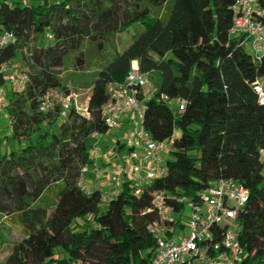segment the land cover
<instances>
[{
    "label": "trees",
    "instance_id": "trees-1",
    "mask_svg": "<svg viewBox=\"0 0 264 264\" xmlns=\"http://www.w3.org/2000/svg\"><path fill=\"white\" fill-rule=\"evenodd\" d=\"M236 1L1 0L0 33L12 31L16 41L0 47V67L20 55L17 68L29 79L8 93L17 146L0 152V214L23 237L0 264H150V225L162 223L147 211L154 193L196 198L222 177L250 190L238 216L240 264H264V104L256 90L257 80L264 87V56L230 34ZM134 60L154 80L150 97L139 95L143 125L156 140L173 141L172 157L139 194L130 179L115 196L102 187L88 193L79 180L96 162L93 134L112 130L102 115L108 85L123 82ZM72 88L92 89L88 114L74 100L66 117L61 103L41 109L48 93ZM165 95L186 99L185 109ZM124 146L118 141V152ZM170 202L181 215L185 203Z\"/></svg>",
    "mask_w": 264,
    "mask_h": 264
},
{
    "label": "built area",
    "instance_id": "built-area-1",
    "mask_svg": "<svg viewBox=\"0 0 264 264\" xmlns=\"http://www.w3.org/2000/svg\"><path fill=\"white\" fill-rule=\"evenodd\" d=\"M234 10V23L230 34L238 36L240 44L245 48L249 46L252 55L260 60L264 56V0H237ZM14 41L16 36L12 31L4 30L0 33V47ZM28 79L27 73L10 62L0 67V114L5 113L9 117L6 112L8 91L5 82H9L13 91L21 92ZM149 82V74L142 71L138 61L134 60L123 82L113 81L108 85L110 98L102 107V115L111 129L122 128L126 120L130 122L124 135L128 154L124 163H114L106 170L97 162L91 168L84 166L79 180L84 191L89 193L92 190V186L86 182V175L90 172L97 180L106 178L102 187L107 189L108 197L117 195L126 179L135 182V193L139 194L144 185L151 184L156 177L166 173L165 158L173 141L156 140L143 125L144 102L139 95L142 94L144 99L150 97L152 90L148 88ZM256 90L259 101L264 104V87L259 80L256 82ZM77 96L74 88L68 95L50 92L42 98L41 109L46 111L53 108L55 103H61L62 116L66 117L73 100L81 111ZM164 98L170 105L176 103L179 110L186 107L187 100L184 98L173 99L167 95ZM85 110L86 113L82 112L88 114V107ZM96 136L99 134H93V138ZM94 145L99 153L102 152L98 141ZM249 197V188L231 177L216 180L201 190L196 198L156 191L152 206L147 211H156L162 223L155 222L150 225L151 231L157 237V250L150 264H240L245 250L240 240L238 216ZM170 199L178 203L184 202L190 207L188 234L178 232L180 223ZM170 232H173L172 235ZM71 264L87 263L74 260Z\"/></svg>",
    "mask_w": 264,
    "mask_h": 264
},
{
    "label": "rangeland",
    "instance_id": "rangeland-1",
    "mask_svg": "<svg viewBox=\"0 0 264 264\" xmlns=\"http://www.w3.org/2000/svg\"><path fill=\"white\" fill-rule=\"evenodd\" d=\"M137 27V26H134ZM138 28V27H137ZM131 29L128 30V32H124L122 34L123 37V44H121L122 46L127 44L130 41V37H131ZM42 40L44 43L47 42L46 38L44 37V35L41 36ZM247 51L251 53V48L249 46L246 47ZM13 65H15L16 67H20V66H24L23 65V60L21 58V56L19 55L16 60L12 63ZM150 82H149V87L152 90V87L154 85V80H152L149 76ZM77 102H78V106L81 108V111L86 113V108L88 107V92L87 91H80L79 90V94L77 96ZM137 118V117H135ZM129 121L127 126H129ZM11 130L10 127V123H9V119L5 116V113L0 114V152H6L9 148V146L11 144H13L12 139L10 140L8 138V134ZM113 131L116 129H112ZM122 142H124V139L122 140ZM111 143V142H110ZM107 149L110 148L111 144H106ZM93 152V151H92ZM111 153H109L108 156H110ZM107 157V155H106ZM166 157H172L170 155V153H168L166 155ZM123 155L118 154V152L115 154L114 156V160L112 162V164L114 163H123ZM86 182H88V180H86ZM90 183V182H88ZM93 187V186H92ZM96 187H101V186H96ZM93 187V188H96ZM102 205H105V202L103 201ZM191 213V209L190 207H188L187 205L185 206L183 213L181 215L176 214L177 218L180 220L181 224L183 226H180L178 228V232L182 233V234H188L189 233V216ZM2 237V238H1ZM23 237V232L21 231L19 226H15L12 225L8 218H6L4 215L0 214V261H4L11 249L13 244L16 241H19L20 239H22ZM1 240H3L4 242H1Z\"/></svg>",
    "mask_w": 264,
    "mask_h": 264
},
{
    "label": "crops",
    "instance_id": "crops-1",
    "mask_svg": "<svg viewBox=\"0 0 264 264\" xmlns=\"http://www.w3.org/2000/svg\"><path fill=\"white\" fill-rule=\"evenodd\" d=\"M5 85H6L8 93L13 91V89H12V87L8 81L5 82ZM75 90H76L77 94H79V90L80 91H87L88 92V101H89V97H90V94L92 91L91 88H89V89H75ZM9 123H10V121H9ZM127 124H128V120H126L124 122V126L122 128H120L116 131L111 130L110 133H108L107 135H99V136H96L94 138V141L95 142L98 141L99 146L102 148V152L99 153V151L96 150V147H94V149H93L94 158L96 159V162L99 164V166L101 168H103L104 170L111 168L112 162L114 160L113 158H114L115 154L118 152V149H117L118 141L122 142V140L124 139V135H125L126 129L128 127ZM10 127H11V124H10ZM7 136L11 140V130ZM103 144H108V145L111 144V146L108 150H104ZM15 146H17V144L14 143V141H13V144H11L9 146L7 151H10ZM109 153H111L110 156H108ZM121 153L123 155L122 159H123V163H124L125 157L128 154V148L126 147V145L123 147V149L120 152H118V154H121ZM106 155H107V157H106ZM86 180H88V182H90V183H88V182L87 183L93 187H96V186L102 187V185L106 181V178L104 177L103 179L97 180L95 178V176L92 173H90V175L87 176ZM102 188H103V191L106 192L107 189L104 187H102Z\"/></svg>",
    "mask_w": 264,
    "mask_h": 264
}]
</instances>
